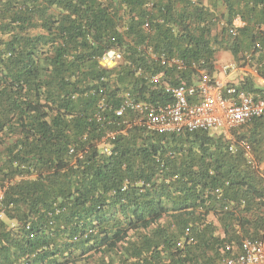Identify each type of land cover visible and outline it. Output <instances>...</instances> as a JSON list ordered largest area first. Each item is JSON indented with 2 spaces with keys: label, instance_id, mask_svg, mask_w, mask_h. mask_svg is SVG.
I'll list each match as a JSON object with an SVG mask.
<instances>
[{
  "label": "trees",
  "instance_id": "1",
  "mask_svg": "<svg viewBox=\"0 0 264 264\" xmlns=\"http://www.w3.org/2000/svg\"><path fill=\"white\" fill-rule=\"evenodd\" d=\"M112 48L123 60L105 68ZM219 50L264 79V0H0V264H219L225 242L259 237L262 179L222 134L134 127L110 155L93 143L123 91L165 98L138 66L190 82ZM239 87L264 98L250 76ZM239 135L264 161V117Z\"/></svg>",
  "mask_w": 264,
  "mask_h": 264
},
{
  "label": "built area",
  "instance_id": "2",
  "mask_svg": "<svg viewBox=\"0 0 264 264\" xmlns=\"http://www.w3.org/2000/svg\"><path fill=\"white\" fill-rule=\"evenodd\" d=\"M241 25L242 22L237 18L234 26L230 28V33L234 35L236 28ZM255 48H260L258 43ZM150 55L164 68H184L180 59L164 52L158 55L150 52ZM122 60L123 51L120 48L106 50L98 57L99 64L105 68ZM249 60V55H246V61ZM237 67L235 63L228 62L221 70L226 76ZM253 71L255 72L254 69ZM145 72L140 66L136 68V74L142 73L144 79L155 84L165 94V98L155 101L141 100L129 91H123L119 103L112 107L115 119L108 120L109 127L103 130L99 139L93 140L104 154L112 153V141L115 137L134 127H142L153 133L218 131L230 141L231 152H242L245 163L260 176L264 186V161L256 158L248 139L239 135L241 126L254 118L264 117L263 97L241 89V80L218 79L206 70H199L190 82L176 76V83L171 82L172 79L164 70L157 73ZM109 109L110 106L107 107L100 101L92 118L103 122L106 119L103 112ZM84 152L85 149L79 148L75 143L69 146L68 153L73 157V163L80 160ZM214 193L219 196L221 189L216 188ZM2 194L3 189L0 188V199ZM0 217L3 218L2 213ZM189 231V228H186L184 235L188 236L189 242H193ZM220 252L219 264H264V227L259 237L245 236L239 243L225 242Z\"/></svg>",
  "mask_w": 264,
  "mask_h": 264
},
{
  "label": "crops",
  "instance_id": "3",
  "mask_svg": "<svg viewBox=\"0 0 264 264\" xmlns=\"http://www.w3.org/2000/svg\"><path fill=\"white\" fill-rule=\"evenodd\" d=\"M228 62L235 63L238 67L235 70L231 71L229 75L225 76L221 68L224 64ZM241 63L242 62H235L228 51L219 50L216 53L214 70L212 71V75L214 77H217L218 79H229L230 81H240L244 77L250 76L255 86L259 88H264V79L256 75V73L253 71L254 66H250L249 64L242 65ZM238 64H240V66ZM171 79L174 80L175 77Z\"/></svg>",
  "mask_w": 264,
  "mask_h": 264
},
{
  "label": "rangeland",
  "instance_id": "4",
  "mask_svg": "<svg viewBox=\"0 0 264 264\" xmlns=\"http://www.w3.org/2000/svg\"><path fill=\"white\" fill-rule=\"evenodd\" d=\"M216 133H219L218 131H216Z\"/></svg>",
  "mask_w": 264,
  "mask_h": 264
}]
</instances>
